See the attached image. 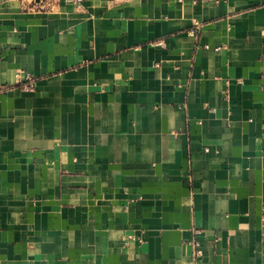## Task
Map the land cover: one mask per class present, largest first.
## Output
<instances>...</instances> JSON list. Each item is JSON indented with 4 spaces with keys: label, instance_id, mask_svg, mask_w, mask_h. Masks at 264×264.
<instances>
[{
    "label": "crops",
    "instance_id": "0c3cea01",
    "mask_svg": "<svg viewBox=\"0 0 264 264\" xmlns=\"http://www.w3.org/2000/svg\"><path fill=\"white\" fill-rule=\"evenodd\" d=\"M0 264H264V0H0Z\"/></svg>",
    "mask_w": 264,
    "mask_h": 264
},
{
    "label": "built area",
    "instance_id": "2783aa9c",
    "mask_svg": "<svg viewBox=\"0 0 264 264\" xmlns=\"http://www.w3.org/2000/svg\"><path fill=\"white\" fill-rule=\"evenodd\" d=\"M80 2L81 0H73ZM23 8L34 11H53L59 4L60 0H20ZM196 27L201 26L200 22L195 23ZM35 77L29 72H19L16 74L15 85L22 90L31 91L34 89ZM196 253L199 254L200 250L197 249Z\"/></svg>",
    "mask_w": 264,
    "mask_h": 264
}]
</instances>
